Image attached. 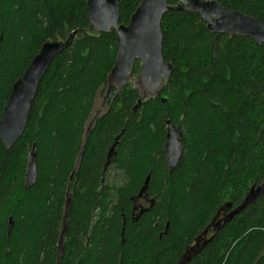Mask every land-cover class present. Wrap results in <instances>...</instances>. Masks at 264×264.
Listing matches in <instances>:
<instances>
[{
  "label": "trees",
  "instance_id": "obj_1",
  "mask_svg": "<svg viewBox=\"0 0 264 264\" xmlns=\"http://www.w3.org/2000/svg\"><path fill=\"white\" fill-rule=\"evenodd\" d=\"M87 1L0 0V120L42 46L77 31L42 80L23 136L10 149L0 141V264H59L62 254V264H264V195L183 259L225 204L264 181V44L170 11L161 23L168 82L158 94L128 82L108 95L117 31L97 33ZM118 1L128 24L142 0ZM216 1L264 24V0ZM140 74L136 60L131 76ZM167 121L183 130L171 171ZM122 132L108 169L125 182L115 186L105 164ZM30 153L37 180L27 188ZM148 177L153 204L134 215Z\"/></svg>",
  "mask_w": 264,
  "mask_h": 264
},
{
  "label": "water",
  "instance_id": "obj_2",
  "mask_svg": "<svg viewBox=\"0 0 264 264\" xmlns=\"http://www.w3.org/2000/svg\"><path fill=\"white\" fill-rule=\"evenodd\" d=\"M87 7L91 27L97 33H108L113 29L117 31L118 53L114 68L108 77V95L114 89L121 90L130 82L136 60L141 61L140 77L148 95L158 94L162 85L168 82L174 71V66L163 57L161 23L164 15L170 11L197 13L212 33L250 37L257 44H264V24L260 20L224 7L216 0H178V3L173 5L169 4V0H142L128 24L120 23L118 0H88ZM76 35L77 31H74L65 41L46 42L24 75L15 82L0 120V141L7 149L12 148L23 136L42 80L56 56L74 42ZM123 134L124 132L116 138L108 151L105 172L116 157V147ZM88 135L89 131L87 130L78 163H80ZM166 140V165L170 167L171 171L178 165L184 152L183 130L171 121H167ZM149 178L146 179L139 197H142L147 191ZM36 180V155L30 153L25 186L30 188L36 183ZM262 195H264V181L258 186L253 185L240 205L232 208L230 202L225 204L205 230L204 235L212 228L219 230L248 206L254 204ZM68 209L69 206H67L66 219ZM222 213L224 217L220 218ZM12 228L13 221L10 220L9 235ZM123 229H125V225ZM168 229L167 224L165 234L168 233ZM62 235H64V231ZM194 255L195 253L187 250L183 259L189 261ZM62 261L63 255L60 256L59 264H62Z\"/></svg>",
  "mask_w": 264,
  "mask_h": 264
},
{
  "label": "rangeland",
  "instance_id": "obj_3",
  "mask_svg": "<svg viewBox=\"0 0 264 264\" xmlns=\"http://www.w3.org/2000/svg\"><path fill=\"white\" fill-rule=\"evenodd\" d=\"M130 82H132L135 86L139 87L141 89V91L144 92V94H147L146 93V89L143 86V82H142V79H141L140 76H137V77L136 76H131ZM104 97H105L104 96V92H101L99 94V97L97 98V102H96L94 113L97 112L98 109H100ZM105 179L110 184H113L115 186H121L125 182L123 174L119 170H116L114 168L108 169L107 176H106ZM143 202H145V201H143Z\"/></svg>",
  "mask_w": 264,
  "mask_h": 264
},
{
  "label": "flooded vegetation",
  "instance_id": "obj_4",
  "mask_svg": "<svg viewBox=\"0 0 264 264\" xmlns=\"http://www.w3.org/2000/svg\"><path fill=\"white\" fill-rule=\"evenodd\" d=\"M139 202V205H137L135 203L134 206V215L136 214H142L150 205H152L153 200H151V198L148 197V195H143L141 198L137 199ZM145 201V202H143ZM151 207V206H150ZM224 217V214L222 213L220 218ZM217 231V229L212 228L207 234L206 236H204L203 238H197L188 248V250L190 251H194L195 249H198L199 246H202L205 243V238H209L213 235V233ZM63 255V254H62Z\"/></svg>",
  "mask_w": 264,
  "mask_h": 264
}]
</instances>
